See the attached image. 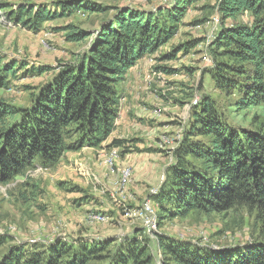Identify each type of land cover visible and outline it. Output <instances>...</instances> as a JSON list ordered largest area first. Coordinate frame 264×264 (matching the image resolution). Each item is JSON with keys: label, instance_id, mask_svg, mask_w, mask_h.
I'll use <instances>...</instances> for the list:
<instances>
[{"label": "trees", "instance_id": "obj_1", "mask_svg": "<svg viewBox=\"0 0 264 264\" xmlns=\"http://www.w3.org/2000/svg\"><path fill=\"white\" fill-rule=\"evenodd\" d=\"M198 1L174 0L155 11L119 10L94 34L66 28L70 42L92 39L88 50L77 62L62 65L29 107L0 101V184L31 168L51 169L68 151L97 148L106 142L120 117L123 93L119 85L138 62L176 36L189 8ZM0 11L13 24L36 33L46 23L82 11L106 13L105 8L76 1L59 2L53 9L0 4ZM217 12L221 26L211 45L213 64L206 75L229 94L240 93L241 111L264 107V0H218ZM174 53L165 58L171 60ZM26 67L24 62L5 63L0 55V89H7L9 78H16L19 70L26 77L51 71L44 66ZM193 108L188 134L173 152L166 181L152 200L173 216L245 209L256 215L263 238L243 250L218 252L158 236L166 258L162 264H264V122L256 130L231 128L208 97ZM113 147L120 148L122 155L134 151L133 143L126 140H114ZM166 204L173 207L168 209ZM155 242L141 231L118 244L109 240H80L76 245L38 242L15 246L0 264H155L151 252ZM4 244L0 237V248Z\"/></svg>", "mask_w": 264, "mask_h": 264}, {"label": "rangeland", "instance_id": "obj_2", "mask_svg": "<svg viewBox=\"0 0 264 264\" xmlns=\"http://www.w3.org/2000/svg\"><path fill=\"white\" fill-rule=\"evenodd\" d=\"M69 1L99 6L106 13L82 11L46 23L36 33L13 24L0 11V55L4 62H24L26 69H51L43 75L28 77L19 70L16 78H9V87L0 89V101L29 107L33 96L62 65L77 62L79 55L88 50L92 39L70 42L66 28L94 34L119 10L155 11L168 7L174 0H0V4L44 5L53 9L57 3ZM217 2L199 0L193 4L176 36L130 71L119 85L123 93L121 117L106 142L97 148L68 151L51 169L31 168L12 182L0 184V237L5 241L0 248V260L15 246L60 241L76 245L80 240H109L118 244L141 231L143 236L156 241L151 252L155 264H162L166 258L157 244L158 236L218 252L243 250L263 238L256 215L245 209L222 214L193 211L187 216H173L157 201L154 203L150 193L160 187L162 175L167 176L173 163V152L188 134L195 99L210 98L231 128L256 130L264 122V107L241 111L237 106L240 93L229 94L206 75L213 64L211 45L221 26ZM173 51L175 56L166 59ZM162 67L173 73L161 72L158 68ZM117 139L133 143L134 151L125 155L120 152L111 166L109 155L116 148L113 141ZM190 161L205 166L193 158ZM127 170L130 176L123 179ZM147 200L156 212V230L152 232L132 214Z\"/></svg>", "mask_w": 264, "mask_h": 264}, {"label": "built area", "instance_id": "obj_3", "mask_svg": "<svg viewBox=\"0 0 264 264\" xmlns=\"http://www.w3.org/2000/svg\"><path fill=\"white\" fill-rule=\"evenodd\" d=\"M199 100L195 99L193 101V106H197L199 104ZM120 148H113L112 152L110 153V157H111V161H110V165L112 166L114 163V160L118 158V156H120ZM130 176V172L127 170L125 172H123V179H126V177L128 178ZM166 181V177L165 175H162L161 177V185L160 187L158 186V189H152L151 190V197L158 195V193L160 192V189L162 187V185L164 184V182ZM137 211V210H136ZM134 217L136 218H140L141 220L144 221V224L148 227V230L150 232H152L153 230H156L155 228V210L151 204L150 200L145 201L144 205L141 206V209L138 210L137 212L132 213Z\"/></svg>", "mask_w": 264, "mask_h": 264}, {"label": "crops", "instance_id": "obj_4", "mask_svg": "<svg viewBox=\"0 0 264 264\" xmlns=\"http://www.w3.org/2000/svg\"><path fill=\"white\" fill-rule=\"evenodd\" d=\"M140 62H141V61H140ZM140 62H139V63H140ZM131 70H132V69H131ZM131 70H130V71H131ZM130 71H129V73H130ZM129 73H128V75H129ZM128 75H127V77H128ZM120 117H121V114H120Z\"/></svg>", "mask_w": 264, "mask_h": 264}]
</instances>
